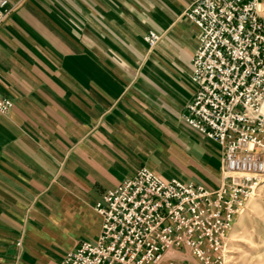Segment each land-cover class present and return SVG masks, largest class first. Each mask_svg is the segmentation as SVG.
<instances>
[{"label":"crops","instance_id":"obj_1","mask_svg":"<svg viewBox=\"0 0 264 264\" xmlns=\"http://www.w3.org/2000/svg\"><path fill=\"white\" fill-rule=\"evenodd\" d=\"M194 1L8 0L0 264H60L96 241L95 204L142 168L217 187L221 149L184 120L199 31L183 16ZM150 32L162 37L155 49Z\"/></svg>","mask_w":264,"mask_h":264},{"label":"built area","instance_id":"obj_2","mask_svg":"<svg viewBox=\"0 0 264 264\" xmlns=\"http://www.w3.org/2000/svg\"><path fill=\"white\" fill-rule=\"evenodd\" d=\"M262 0H195L184 13L198 34L184 118L223 154L219 189L138 170L95 204L101 232L60 264H199L224 246L238 211L264 184ZM12 10L0 0V28ZM150 32L155 49L161 40ZM13 107L0 94V113ZM20 246V244H18Z\"/></svg>","mask_w":264,"mask_h":264},{"label":"rangeland","instance_id":"obj_3","mask_svg":"<svg viewBox=\"0 0 264 264\" xmlns=\"http://www.w3.org/2000/svg\"><path fill=\"white\" fill-rule=\"evenodd\" d=\"M261 17L264 21V0L261 3ZM200 139L203 143H213L202 135ZM218 157L221 163L218 184L216 188L208 187L209 190L219 189L224 183L222 151L218 153ZM213 258L211 262L203 261L199 264H264V184L238 211L224 246ZM184 262L188 264V261Z\"/></svg>","mask_w":264,"mask_h":264}]
</instances>
